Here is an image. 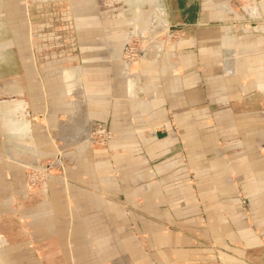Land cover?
<instances>
[{"label":"crops","instance_id":"0c3cea01","mask_svg":"<svg viewBox=\"0 0 264 264\" xmlns=\"http://www.w3.org/2000/svg\"><path fill=\"white\" fill-rule=\"evenodd\" d=\"M257 1L242 9L247 25L223 27L238 17L228 2L165 0L154 9L165 21L154 13L148 31L131 32L169 39L136 67L116 55V9L70 3L32 58L19 36L18 72L0 75V264H264ZM10 44L0 41V67ZM88 121L113 134L105 146L84 141ZM55 142L67 146V183L28 193L25 167Z\"/></svg>","mask_w":264,"mask_h":264},{"label":"rangeland","instance_id":"374dc122","mask_svg":"<svg viewBox=\"0 0 264 264\" xmlns=\"http://www.w3.org/2000/svg\"><path fill=\"white\" fill-rule=\"evenodd\" d=\"M165 0H154L152 3L145 0H0V19L3 29L0 30V41L2 42H11L12 46L9 50H6L9 54V63H5L3 67H0V75L7 76L13 75L18 72L17 64V47H18V38L25 34L26 42H28L27 56L31 57L34 55V48L40 44H45L49 42V31L45 26L53 25L57 23L58 25H65V17L61 15L57 17V13H63L69 4L71 3L73 8L84 7L86 9L97 10L106 9L110 11L116 9L121 12L120 17L113 18L112 16L106 17L108 24L115 23L119 24L122 29L121 34V45L118 55L121 57L122 61L125 64L133 65L136 67L143 58L151 52L154 47H151V44L162 43L169 39V30L167 29L164 32H155L149 33L150 38L143 39L142 33L132 34L131 31L139 30L148 31V27L156 23L154 19V9L158 7H163ZM178 0H169L171 5H177ZM219 3L225 5L227 2L230 4L233 12L238 16H232L225 18L222 25L225 27L234 21L239 25H247L248 18L242 15V9L246 8L249 4H254L255 7L257 0H216ZM215 3V1H212ZM81 4H84L82 6ZM71 8V6H70ZM153 9V10H152ZM147 11V13H145ZM152 13V14H151ZM3 14V16H2ZM158 16L159 21H165L164 16ZM260 19V17H258ZM253 18V19H258ZM244 20V21H243ZM250 21V19H249ZM243 22H247L244 23ZM172 24V23H171ZM170 32V40H177V36H172ZM20 36V37H19ZM42 36H44L42 38ZM42 39H41V38ZM152 38V40H151ZM157 47H155L156 49ZM45 54L49 56V50L42 48V56ZM108 55V52L106 53ZM112 55V54H111ZM132 62H131V61ZM60 66V65H59ZM45 69L49 66H43ZM53 68V66H51ZM47 72V71H44ZM86 132L87 138L84 141L89 142L92 146H105L109 139L112 138V133L101 123L88 121L86 123ZM104 128L105 133L108 134L109 139H104L103 131L98 129V127ZM89 138V139H88ZM89 140V141H88ZM56 143V142H55ZM62 144H53L55 152L51 157L41 160L39 163H36L32 166H26L24 169V178L25 186L28 193H35L44 188L47 180L50 177H55L60 179L64 184L67 183L65 176V171L67 167V160L64 157L63 150L67 146H61ZM60 149V150H59ZM245 200L240 199V206L243 211H246Z\"/></svg>","mask_w":264,"mask_h":264},{"label":"built area","instance_id":"2783aa9c","mask_svg":"<svg viewBox=\"0 0 264 264\" xmlns=\"http://www.w3.org/2000/svg\"><path fill=\"white\" fill-rule=\"evenodd\" d=\"M98 127V126H97ZM98 129H100V130H102L103 131V134H104V139L105 140H108L109 139V137H108V134L107 133H105L106 131L104 130V128H102V127H98Z\"/></svg>","mask_w":264,"mask_h":264},{"label":"bare ground","instance_id":"6f19581e","mask_svg":"<svg viewBox=\"0 0 264 264\" xmlns=\"http://www.w3.org/2000/svg\"><path fill=\"white\" fill-rule=\"evenodd\" d=\"M130 61H131V60H130ZM131 62H132V61H131ZM87 137H88V136H87ZM87 137H86V138H87ZM88 139H89V138H88ZM88 141H89V140H88Z\"/></svg>","mask_w":264,"mask_h":264},{"label":"water","instance_id":"95a60500","mask_svg":"<svg viewBox=\"0 0 264 264\" xmlns=\"http://www.w3.org/2000/svg\"><path fill=\"white\" fill-rule=\"evenodd\" d=\"M173 31V30H172Z\"/></svg>","mask_w":264,"mask_h":264}]
</instances>
